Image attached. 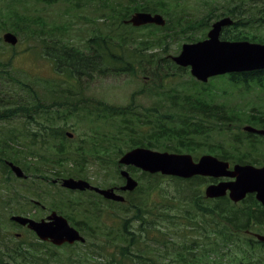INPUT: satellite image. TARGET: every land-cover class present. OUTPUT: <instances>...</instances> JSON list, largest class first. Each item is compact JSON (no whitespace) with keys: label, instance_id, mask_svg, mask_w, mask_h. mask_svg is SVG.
I'll return each mask as SVG.
<instances>
[{"label":"rangeland","instance_id":"374dc122","mask_svg":"<svg viewBox=\"0 0 264 264\" xmlns=\"http://www.w3.org/2000/svg\"><path fill=\"white\" fill-rule=\"evenodd\" d=\"M150 1L153 2L151 6H156L161 1L165 3V10L159 13L167 20L165 28L171 27L170 30L166 28L161 31L157 26L131 30V28H119L118 24L114 25L121 35L124 33L126 40H131L129 46L138 48L142 55H145V59H150L144 64L145 70L138 75L96 74L91 79L83 78L78 83H74L55 69L52 59L46 54L58 52L56 48L59 49L64 45L89 52V40L95 35L115 34L111 30L113 22L104 21L105 9L92 3L88 5L87 0L81 9L74 7L75 0L49 2L0 0V116L7 115L0 118V149L3 146L7 147L5 145L7 143L11 145L13 148L8 149L9 153H6L5 160L13 161L28 175L27 179H20L7 165L0 164V234L6 243L7 234H12L16 239L18 238L16 234H20L18 239L22 242L16 244L36 243L38 246L36 248L43 254L47 251L54 253L51 264H70V261L84 252L86 248L84 245L94 246L91 243L102 242L96 239L94 230L97 224L101 227L103 224L88 218V211L93 212L94 209L90 204L99 206L104 220L106 219L108 223L116 220L111 225L116 227L114 231L123 238L125 223L128 225V231L139 229L142 224L149 222L157 225L163 233L176 237L181 235L182 232H176L177 227H183L188 219L187 214L192 215L191 212L194 210L184 201V196L181 198L180 194L183 193L181 189L192 186L196 192L203 195L205 188L211 184V179H192L190 182H185L186 180L179 181L165 176L154 177L136 171V176L134 174L132 176L139 181L140 187L127 197L130 204L141 205V214L145 215L146 220L137 217L132 205L122 208L106 203L92 193L69 192L60 182L62 179L72 177L87 180L103 188L120 186L122 183L120 170L125 169L118 166V160L122 155L120 151L123 153L130 151V144L116 139V136L123 133L120 118L117 121L109 117L106 121H95L91 117H97V110L92 108L115 110L134 106L133 109L141 110L157 101L158 96L155 92H172L173 89H182V84L186 81H195L189 68H180L169 60L163 63L165 68L160 66L161 77L156 78L158 70L155 61L178 55L186 43L205 39L210 27L206 28L200 23L203 18L211 15L210 12L213 10L210 26L220 18L231 16L237 20V25L227 30V34L244 32L246 36L254 37L255 40L264 43V0ZM192 26L194 28L185 29ZM7 32L18 36L19 41L16 46L4 41L3 36ZM190 38L192 40H189ZM161 39L164 41L160 44L156 43ZM164 73L174 74L176 77L173 80L160 81L159 78H166ZM195 82L200 84L197 80ZM224 83L231 84L224 77L213 78L208 82L213 88L226 90L225 97H220L217 93L216 98L217 101H223L225 107L244 111H251L254 107L264 108V92L261 90L251 89L243 92L241 89L226 87L229 85ZM39 100L44 102L46 109L37 113L42 106ZM21 103L22 108L16 106ZM247 125L250 124L245 121H232L231 125L223 128V133H214L211 138L214 142H226L230 138L228 136L238 135L246 142L243 128ZM53 126L62 128L65 137L51 138L46 134L45 139L42 138L43 128H53ZM68 133L72 136H67ZM33 134H38L36 141L32 138ZM258 143L259 150L249 152V155L260 161V164H253L261 166L264 165V138L258 139ZM214 145L217 147V144ZM211 146L213 145L203 146L191 151L190 154L196 160L203 155L218 154V149L210 152ZM225 146L231 147L228 142ZM59 147H63L64 152L59 153L57 150ZM13 149L20 153L14 156ZM242 151L245 152V149L243 148ZM11 157L14 160H11ZM210 205L207 203L205 206ZM250 205L248 201L235 206V209H249ZM53 211L68 220L72 218L75 224L84 230L80 231L87 239L86 244L55 247L46 243L39 246L40 241L34 233L10 220L13 215L41 220L47 218ZM140 221H143L142 224L139 223ZM88 225H92L91 230H88ZM157 226L155 228L159 229ZM253 229L254 232L264 234V222L257 227L254 226ZM153 231L157 234L155 229ZM244 238L245 236L242 235V240ZM3 240L1 241L5 243ZM112 248L110 247L106 252L109 258ZM244 248H252L254 254L264 251V248L256 242L254 246H244ZM155 249L160 253L159 247L150 250L155 251Z\"/></svg>","mask_w":264,"mask_h":264},{"label":"trees","instance_id":"16d2710c","mask_svg":"<svg viewBox=\"0 0 264 264\" xmlns=\"http://www.w3.org/2000/svg\"><path fill=\"white\" fill-rule=\"evenodd\" d=\"M43 1L49 2L50 0ZM87 1L88 5L92 3L105 9L106 19L104 18V21L113 22L111 30L115 34L95 35L89 40V52L64 45L59 49L56 48L58 52L47 53L46 55L52 59L55 69L64 74L66 78L73 80L74 83H78L83 78L91 79L96 74L129 73L138 75L140 72L142 73L145 70L144 64L149 62L150 59H145V55H142L138 48L129 46L131 40H126L124 33L121 35L114 25L118 24L117 27L123 29L136 30V28L124 24V20L128 19L131 13L137 11L159 13L165 10V3L161 1L156 6H151L150 4L153 2L150 0ZM86 3V0H75L74 7L81 9ZM210 13L211 15L203 18L200 23L202 26L205 25L206 28L210 27V17L214 14V10ZM230 13H233V11H230ZM147 27L149 26L143 28ZM157 28L161 31L166 30V28L167 30L171 29V27ZM192 28L194 26L185 29ZM233 37L230 36L231 39H243L239 32L235 33ZM162 41L164 40H157L156 43L160 44ZM168 60L172 63L169 56L155 61L158 70L156 78L161 77L163 63ZM164 75L166 78H159L160 81L173 80L176 77L174 74L164 73ZM229 81L231 82L229 85L235 88L251 89L254 87L263 90L264 72L232 75ZM217 93L222 96L226 94V91H219L211 86L198 84L195 81H186L182 84V89H173L172 92L164 93L155 92V95L158 96L157 101L141 110H138V108L133 109L134 106L133 108L129 106L115 110L98 107L92 108L97 110V117L91 118L95 121H106L107 117L117 121L120 118V125L123 127L121 132L123 133L116 136V139L126 141L130 144L131 149L144 147L158 151L190 153L203 146L213 145L210 152L218 149L217 155L221 159L239 163L260 164L259 160L249 155V152L259 150L256 136L245 134L246 142H244L238 135H230L226 142H214L211 135L223 133V128L229 126L235 120L245 121L253 126L264 128V112L245 114L243 113L244 110L225 107L224 102L217 101ZM74 97L77 98V96ZM77 101L81 102V100ZM39 102L42 106H40V110L37 111L36 109L37 113L46 109L44 102L41 100ZM16 106L23 107L22 103ZM16 112H18V109ZM4 116L7 115L0 116V118ZM43 130L44 135H41V137L44 139L46 134L51 138L65 137L64 130L56 126L43 128ZM37 135H32L34 141H36ZM7 142L5 141V143ZM227 142L232 143L236 148L228 149L225 146ZM214 144H217V147ZM5 145L8 148L3 146L0 149V164L3 166H6L4 157L6 153H9L8 149L13 148L8 143ZM240 145H243V148L247 147L245 152L242 151L243 148ZM57 150L59 153L64 152L63 147H59ZM12 153L17 156V153L20 152L13 149ZM120 154H123V152L120 151ZM10 159L14 160L12 157ZM79 165L82 166L81 163ZM154 177L163 178L159 175H154ZM185 182H190V180ZM181 190H183V193L180 194L181 198L184 196L185 200H183L190 204V207L195 211L191 212L192 215L187 214L188 219L184 222L183 227H177L176 232H182L178 237L163 233L157 225L149 222L142 224L143 221H140L141 228L138 227L139 229H132V231H128V225L125 223L122 231L124 233L123 238L121 234L114 231L116 227L111 225L116 220L112 221L111 217L109 221L112 222L108 223L106 219L104 220L103 212L99 210V206L90 204V207L94 209L93 212L88 211V218L103 224L102 227L97 224L94 230L96 239L102 242L100 244L91 243L94 246L84 245L86 247L84 252L79 254L78 258L70 261V264H81V262L84 264L91 262L97 264H264V251L254 254L252 248H244V246L252 247L255 244L247 238L246 230L250 229L251 224L261 225L264 218L252 210L235 209V206L225 198L219 201H205L202 193L196 192L192 186H187ZM98 198L100 197L98 196ZM207 203L211 205L205 206ZM110 204L118 205L115 203ZM123 205L119 204L118 206L126 208L132 204ZM132 208L137 213V217L146 220L145 215L141 214V205L133 204ZM199 213L200 215H198ZM69 221L73 226L79 228L72 218H69ZM91 228L92 225H88V230H91ZM154 229L157 234L154 233ZM79 230L84 231L80 228ZM242 235L245 236L244 240H242ZM2 237L0 234V264H51L54 253L47 251L43 254L36 248L38 247L36 243L31 245L16 244V242L22 241L13 237L12 234H7L8 242L6 243ZM39 244V246H43L46 243L39 242ZM110 247H113L110 253L111 258L106 255ZM153 247H159L161 249L160 253H157L156 249L155 251L150 250ZM96 249L98 250L95 251Z\"/></svg>","mask_w":264,"mask_h":264},{"label":"water","instance_id":"95a60500","mask_svg":"<svg viewBox=\"0 0 264 264\" xmlns=\"http://www.w3.org/2000/svg\"><path fill=\"white\" fill-rule=\"evenodd\" d=\"M125 23L134 27L153 24L164 26L166 20L161 14L136 12ZM231 24L230 18L215 23L206 40L184 44L181 53L172 58L173 61L179 66L191 67L192 75L202 82L227 73L264 69V45L249 42H226L219 39L222 28ZM4 40L16 45L18 37L8 32L4 35ZM245 130L264 135V130L251 126L245 127ZM7 164L18 178L27 177L18 165L13 162ZM119 164L135 166L153 174L161 172L163 175L184 179L194 176L233 178L232 181L209 185L205 191L206 197H223L229 192L230 198L234 202H239L245 199L248 193H256L257 200L264 205V167L237 164L230 169L229 162L212 155H204L196 162L190 154L159 152L142 147L125 153L120 158ZM121 175L126 179V183L119 189L124 192L134 191L138 186V181L127 170H122ZM62 186L70 190L95 191L109 200L119 202L125 200L114 188L102 189L82 179H63ZM11 220L36 233L41 241L51 242L56 246L85 242L80 232L57 212H52L46 219L40 221L22 215H14ZM255 236L259 241L264 242V235L256 234Z\"/></svg>","mask_w":264,"mask_h":264},{"label":"flooded vegetation","instance_id":"af4514ba","mask_svg":"<svg viewBox=\"0 0 264 264\" xmlns=\"http://www.w3.org/2000/svg\"><path fill=\"white\" fill-rule=\"evenodd\" d=\"M240 146H243V145H240ZM231 147H234L233 145H231ZM236 147V146H235ZM204 178H208V177H204ZM208 179H211V183H219V182H221V181H231L232 179H230V178H226V179H213V178H208ZM206 199H210V200H212V201H219L220 199H223V198H225V199H228L231 203H232V205L234 206V205H240L241 203H247L248 201H250V203H251V205L249 206V209H247L248 211H250V210H253L255 213H260V212H264V205L263 204H261V203H259L257 200H256V195L255 194H250V195H247V197L243 200V201H241V202H237V203H235V202H233L230 198H229V196L228 195H226V196H224V197H219V198H207V197H205ZM253 232H250V231H248V234L250 235V236H252L251 234H252Z\"/></svg>","mask_w":264,"mask_h":264}]
</instances>
